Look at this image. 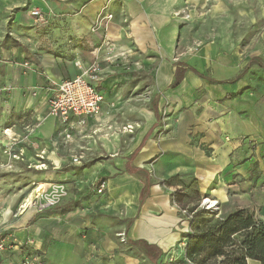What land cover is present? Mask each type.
<instances>
[{"label": "crops", "instance_id": "obj_1", "mask_svg": "<svg viewBox=\"0 0 264 264\" xmlns=\"http://www.w3.org/2000/svg\"><path fill=\"white\" fill-rule=\"evenodd\" d=\"M185 1L42 0L40 7L50 12L51 20L40 35L32 31L24 34L25 49H0V149L5 142V128L15 134L18 128L24 134L27 126L38 122L35 134L52 132L55 117L46 112L52 92L50 81L77 76L76 61L87 65L97 60L101 65L97 83L104 96L101 111L80 125L81 132L89 138L112 131L105 115L108 98L105 87L112 89L115 79H104V65H114L113 58L120 53L136 52L143 57V65L155 69L158 95L152 111L146 112L123 158H117L114 166L106 164L105 172L97 175V183L106 180V190L98 194L94 187L84 183L76 187L75 198L80 203L75 208L27 211L16 220L21 232L52 239L51 244H55L50 252L59 257L55 258L83 264L90 248L97 246L104 255L117 249L111 226L105 222L96 225L88 218V213L95 210L115 214L119 218V233L127 241L144 240L158 246L162 254L157 261L169 250L183 252L190 230L187 208L193 202L181 206L172 194L175 191L187 194L193 185L201 198L217 201L220 216L237 208H248L264 222V172L254 185V177L248 170L250 161L244 160L246 141L261 136L262 122L251 111L243 113L234 96L235 85L226 80L234 73L235 54H220L211 61L205 56L198 60L185 51L180 55L177 47L181 20L174 15ZM190 1L212 5L210 14L216 15L215 18L228 4L250 13L248 4L258 3L264 14V0ZM106 13L112 14L107 26L92 32L91 28ZM1 20L4 19L0 11V37ZM19 22L17 15L9 29L12 36L21 30ZM261 48L264 50V28ZM24 61L29 65L27 68L21 65ZM176 68L183 71V76L172 87ZM206 68L208 72H204ZM219 71L224 75H219ZM4 117L11 120L7 127L3 125ZM36 139L39 138L34 141L40 145ZM39 150H44L42 145ZM240 179H243L241 190ZM7 212L2 215L3 220L10 216ZM122 258L133 259L127 255ZM247 264L261 263L248 258Z\"/></svg>", "mask_w": 264, "mask_h": 264}, {"label": "rangeland", "instance_id": "obj_2", "mask_svg": "<svg viewBox=\"0 0 264 264\" xmlns=\"http://www.w3.org/2000/svg\"><path fill=\"white\" fill-rule=\"evenodd\" d=\"M41 1L10 0L8 4V0H0L1 17L4 19L1 20V50L17 47L25 49L24 34L32 31L40 35L46 22L51 20L50 12L41 9ZM248 5L250 13L247 10H235L228 4L227 9L215 18L216 15L210 14L212 5H200L187 0L175 11L174 16L181 20L177 47L180 55L185 51L198 60L205 56L209 61L220 54H235L237 57L234 73L226 80L235 85L234 96L240 101L243 113L251 111L262 122L261 136L249 139L245 146L247 157L244 160L250 161L248 170L254 177L255 185L264 172V50L261 48L264 14L261 4ZM34 9L42 13L40 20L36 21L31 15ZM17 15L21 30L15 31V36H12L9 29ZM101 17L102 21H110L112 14L106 13ZM183 21L186 24L182 23ZM203 49H207L206 52ZM141 58L143 57L136 52H128L115 56L112 61L114 65L110 67L103 62L106 68L104 79H115L112 89L105 87L103 83L108 96L105 115L107 121L112 124L109 135L99 133L101 136L98 134L97 137L89 138L85 136L86 133L81 132L77 123H62L56 117L52 132L40 136L34 133V130L39 128L38 122L29 123L24 134L18 128L16 134L7 131V128L3 130L5 142L0 149V241L3 242V247L0 248V264H22L23 261L28 264L63 263L64 260L55 258L58 256L50 252L51 246L55 244H51L52 239H42L39 235L21 232L22 227H19L16 220L27 211L39 213L75 208L79 202L75 198L78 185L80 187L88 183L93 188L99 174L105 172L106 164L114 166L117 158H123L133 142L136 130L145 119L146 112L152 111L158 95L154 82L155 69L143 65ZM25 63L27 62L24 61L21 65L25 67ZM208 70L206 68L204 72ZM204 72L201 75H204ZM218 74L224 75L221 71ZM46 112L51 114L48 109ZM4 119L3 125L7 127L11 120L8 117ZM16 124L20 126L18 121ZM128 126L131 128L125 130ZM37 137L39 139L36 140H40L44 149L41 152L39 143L34 141ZM244 160L241 163H244ZM92 168H95L96 172L91 175L87 171ZM239 182L241 190L243 179ZM262 182L264 183V179ZM41 183L45 185L39 189ZM47 184H51L49 189ZM38 191L53 194L58 204L53 208L38 211L35 204H29L39 195ZM206 199L212 200L208 197ZM206 202V205L211 203ZM217 207L216 201V206L212 209L219 212ZM87 208L92 209L91 206ZM6 210L10 216L4 221L2 215L6 214ZM87 216L96 225H102V222L110 225L118 247L109 255L102 254L97 246L90 248L83 264H125L126 260H122L124 255L133 258L127 260L126 264H193L185 257V250L182 252L181 249L169 250L163 259L156 263L151 262L141 249L131 246L127 238L121 236L119 218L115 214L107 210H95ZM64 264H71V261H64Z\"/></svg>", "mask_w": 264, "mask_h": 264}, {"label": "trees", "instance_id": "obj_3", "mask_svg": "<svg viewBox=\"0 0 264 264\" xmlns=\"http://www.w3.org/2000/svg\"><path fill=\"white\" fill-rule=\"evenodd\" d=\"M176 68L172 87L183 76ZM155 105V104H154ZM156 112V109L154 107ZM192 189V188H191ZM173 200L187 208L190 215V231L187 233L185 257L193 264H247V259L258 260L264 264V222L256 219L248 208H237L219 216L217 210L200 206L201 198L193 185L189 193L175 191ZM131 246L141 249L151 262L157 261L162 250L155 244L144 240H129Z\"/></svg>", "mask_w": 264, "mask_h": 264}, {"label": "built area", "instance_id": "obj_4", "mask_svg": "<svg viewBox=\"0 0 264 264\" xmlns=\"http://www.w3.org/2000/svg\"><path fill=\"white\" fill-rule=\"evenodd\" d=\"M31 15L35 20H40L42 13L38 9H34ZM108 20H101L97 25L91 28L92 32H97L101 28L107 26ZM27 67V63L24 64ZM75 66L79 70V74L71 79H65L60 82L50 81L51 95L48 98V111L62 123H77L84 125L87 119L98 114L101 111V104L104 101L103 94L98 90L97 83L101 78V65L97 60L91 61L87 65H83L80 61L75 62ZM131 128L125 127V129ZM51 184H47V188ZM42 187H39L41 189ZM107 188L106 180H99L94 185V190L98 194H102ZM39 195L29 204H35L38 211L53 208L58 203L57 198L53 194L46 191H38ZM46 193V194H45ZM208 199L203 198L200 206L205 209H212L216 206L213 200L206 205ZM213 210V209H212ZM0 241V248L3 247ZM22 264H28L23 261Z\"/></svg>", "mask_w": 264, "mask_h": 264}, {"label": "bare ground", "instance_id": "obj_5", "mask_svg": "<svg viewBox=\"0 0 264 264\" xmlns=\"http://www.w3.org/2000/svg\"><path fill=\"white\" fill-rule=\"evenodd\" d=\"M44 185H45L44 183H41L39 187H42V188H43ZM32 191H33V190H32ZM35 194H36V193H35ZM29 195H30V194H29ZM31 197H33V196L31 195ZM25 202H26V201H25ZM210 202H212V200H211ZM26 207H27V206H26Z\"/></svg>", "mask_w": 264, "mask_h": 264}]
</instances>
